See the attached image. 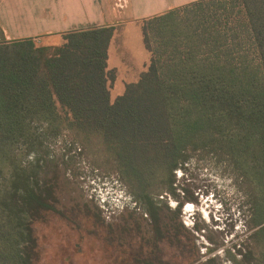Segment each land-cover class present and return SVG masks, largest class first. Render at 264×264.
<instances>
[{
  "label": "trees",
  "instance_id": "1",
  "mask_svg": "<svg viewBox=\"0 0 264 264\" xmlns=\"http://www.w3.org/2000/svg\"><path fill=\"white\" fill-rule=\"evenodd\" d=\"M142 23L150 60L115 99L114 26L65 33L60 47L0 42V264H37V226L81 210L62 200L58 166L51 178L40 172L65 131L148 215L152 247L135 263L170 264L157 254L174 239L183 259L173 264H223L198 262L195 235L179 221L183 202L173 211L161 198L180 199L185 152L209 150L255 194L251 234L227 248V260L264 264V0H201Z\"/></svg>",
  "mask_w": 264,
  "mask_h": 264
},
{
  "label": "rangeland",
  "instance_id": "2",
  "mask_svg": "<svg viewBox=\"0 0 264 264\" xmlns=\"http://www.w3.org/2000/svg\"><path fill=\"white\" fill-rule=\"evenodd\" d=\"M0 14L5 22L0 23V42L10 47L27 39L33 40L35 48L60 47L65 42L62 33L51 34L49 39L41 33L27 36L45 27L36 20L40 15L31 16L30 9L4 8ZM142 22L115 26L118 35L110 51V68H117L118 77L113 99L145 70L150 60ZM49 151L51 166L41 164L40 172L51 178L58 166L62 200L78 204L81 210L67 212V218L50 217L47 223L37 226V264H137L135 261L142 257L139 250L152 247L145 240L154 234L148 215L129 188L116 173L95 167L70 132L56 137ZM33 158L30 155L28 161L33 163ZM176 179L180 199L166 194L161 198L173 211L183 202L179 221L195 235L200 250L198 262L217 256L223 264H229L227 248L245 242L251 234L246 233V224L255 198L253 186L245 183L227 157L209 150L186 151ZM175 225L170 224L171 233ZM126 228L129 231H124ZM163 245L157 256L170 264L182 262L174 239H167Z\"/></svg>",
  "mask_w": 264,
  "mask_h": 264
},
{
  "label": "crops",
  "instance_id": "3",
  "mask_svg": "<svg viewBox=\"0 0 264 264\" xmlns=\"http://www.w3.org/2000/svg\"><path fill=\"white\" fill-rule=\"evenodd\" d=\"M201 0H128L126 9L119 17L113 12L111 0H0V10L4 8H27L31 16L40 15L36 19L45 27L33 34H42L45 39L51 34H65L74 30L89 29L102 26H126L138 24L145 19L164 14L168 11L185 7ZM0 23H4L0 14ZM115 35L109 50V67L111 48L117 39ZM116 69V67H111ZM143 72V71H142ZM142 72L130 82H136ZM118 73V72H117Z\"/></svg>",
  "mask_w": 264,
  "mask_h": 264
},
{
  "label": "built area",
  "instance_id": "4",
  "mask_svg": "<svg viewBox=\"0 0 264 264\" xmlns=\"http://www.w3.org/2000/svg\"><path fill=\"white\" fill-rule=\"evenodd\" d=\"M113 12L116 17H119L122 12L126 9L128 0H111Z\"/></svg>",
  "mask_w": 264,
  "mask_h": 264
}]
</instances>
